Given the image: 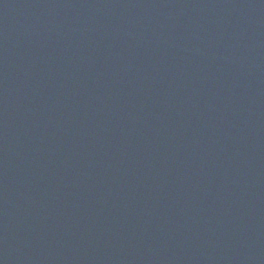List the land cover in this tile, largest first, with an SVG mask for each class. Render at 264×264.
Masks as SVG:
<instances>
[{"label": "water", "instance_id": "obj_1", "mask_svg": "<svg viewBox=\"0 0 264 264\" xmlns=\"http://www.w3.org/2000/svg\"><path fill=\"white\" fill-rule=\"evenodd\" d=\"M0 264H264V0H0Z\"/></svg>", "mask_w": 264, "mask_h": 264}]
</instances>
